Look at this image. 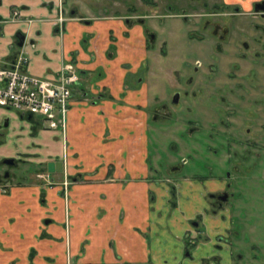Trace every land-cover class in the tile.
I'll return each mask as SVG.
<instances>
[{
	"label": "crops",
	"instance_id": "0c3cea01",
	"mask_svg": "<svg viewBox=\"0 0 264 264\" xmlns=\"http://www.w3.org/2000/svg\"><path fill=\"white\" fill-rule=\"evenodd\" d=\"M57 3L0 0V67L23 52L30 60L31 75L55 80L64 64H77L81 82L73 92L65 134L72 174L83 173V179L72 188L70 243H65L61 227L60 188L43 192L25 182L0 200V264H67L68 258L74 264H184L192 225L181 223L180 215L174 216L169 207L177 212L176 200L186 190L204 201L218 190L208 191L202 182L176 181L173 198L172 186L156 177L146 111L153 103V91L133 84L146 59L147 43L140 29L113 18L94 17L91 24L72 19L60 37L54 26ZM14 9L22 11L24 20H11ZM20 34L25 36L22 47ZM113 44L115 51L109 57ZM30 122L39 128L32 140L40 145L34 151L40 154L38 162L61 158L62 131ZM41 135L48 142H42ZM29 138L19 146L31 145ZM55 178L60 175L54 174ZM48 212L55 224L46 229L52 239H43L39 235ZM216 235L210 233L214 241L200 261L211 256Z\"/></svg>",
	"mask_w": 264,
	"mask_h": 264
},
{
	"label": "flooded vegetation",
	"instance_id": "af4514ba",
	"mask_svg": "<svg viewBox=\"0 0 264 264\" xmlns=\"http://www.w3.org/2000/svg\"><path fill=\"white\" fill-rule=\"evenodd\" d=\"M70 1L58 0L56 6L54 26L60 37L65 35L68 22L76 18L82 19L85 24H91L95 18H113L124 21L126 26L140 29L147 43V53L146 59L141 62L137 70L133 83L135 85H150L143 78V71L146 67L149 72L148 61L156 58V44L159 38H163V43H166L168 48L165 55L162 50L160 51L162 58L176 60L172 61L176 68L171 74L178 84H181L184 70L190 68L185 61H183V66H177L178 62L180 64L182 61V57L177 54L178 49L170 42L172 40L183 41L188 46L195 45L200 49L203 43L213 42L212 52L205 54V63L202 60H196V70L194 74L190 71L186 81L189 82V87L197 90L198 93L205 95L207 90L213 91V96H217L221 104L226 106L227 114L225 113L223 120L219 121L218 132L210 136V139L219 142L224 152L227 153L229 161L232 162V169L226 178L218 180L222 183L221 190L209 193L206 198L211 213L208 220L198 216V219L192 221L191 224L199 230L204 225L207 233L209 230V236L211 232L217 233L212 254L204 259L202 264H226L227 261L230 264H242L243 262L264 264V232L260 238L262 246L259 255L253 254L251 258V255H245L241 251L237 252L236 247L240 248L242 238L241 227L235 228L232 219L233 211H230L234 210L236 203L243 198V194H246L249 198L261 203V213L264 217V25L252 23L255 33L259 32V36L240 29V24L244 21L247 23H251L252 20L264 21V0H73L72 5H69ZM82 9H84V15L81 14ZM121 10L125 12L119 13ZM96 12H102L103 16L95 14ZM15 13H18V16H15ZM11 20H24L22 11L14 9ZM111 40L114 42L116 38L114 40L112 37ZM114 51L113 44L108 51L109 57ZM21 53L23 52L19 54ZM225 58H227L226 61H224ZM69 63L76 68L79 74L77 64L75 62L66 64ZM79 77L81 82L80 74ZM197 92L194 93L195 96ZM182 95L181 92L175 95V105L179 104ZM150 115L152 117L150 119L152 122H150L153 125L173 117L167 102L162 101L158 96L154 97ZM227 118L230 123L226 122ZM26 119L31 121L32 118ZM262 120L263 123L259 122ZM254 122L260 124V129H256L254 133L246 130V126ZM10 125L11 120L0 114V148L9 147L8 150L0 153V170H2L0 171V200L11 196V189L25 182L39 186L43 192L59 187L64 204L61 227L66 234L65 243L69 244L72 229V188L76 182L83 179V173L72 174L66 134H62L65 142L62 157H57L54 162L40 163L38 162L40 154L34 153L35 146L40 147V145L32 143L38 134L34 133V136L29 138L31 145L21 148L19 144L24 138L17 132L10 131ZM35 127L37 126H33V131ZM180 137L186 140L191 135L187 137L181 134ZM14 139L18 145L8 146L7 142L12 143ZM151 156V166L155 170L156 177L172 186V194L175 198L176 184L174 182L177 181V173L183 172L188 160L174 161L173 164L163 168L158 163H154L155 153L152 147ZM12 161L14 163L10 164ZM52 163H62L61 172L54 167V172H50L49 164ZM12 169H16L17 173L13 174ZM158 172H165V176ZM54 174L60 175L59 180L54 179ZM179 181L176 183L184 180L180 178ZM206 181L200 182L205 183ZM226 212L229 213L228 219L223 215ZM51 214L48 212L49 217L42 221L40 238L52 239L46 231L55 224L50 217ZM8 221L10 224L13 220ZM208 235L207 237L211 239ZM251 251L256 252L257 250L251 248ZM67 264H74V262L68 258Z\"/></svg>",
	"mask_w": 264,
	"mask_h": 264
},
{
	"label": "rangeland",
	"instance_id": "374dc122",
	"mask_svg": "<svg viewBox=\"0 0 264 264\" xmlns=\"http://www.w3.org/2000/svg\"><path fill=\"white\" fill-rule=\"evenodd\" d=\"M72 1L73 0L69 2V5H72ZM83 11L84 9H82L81 14ZM124 12L125 10L119 11V13ZM95 14L103 16L102 12H96ZM91 15L94 14L91 13ZM245 22L246 21L243 23ZM243 23L240 24V29L248 31L249 33L256 32L252 27V23L264 25V21L260 22L258 20H252L251 23ZM258 33L259 32L255 34L259 36L260 34ZM159 39L160 40L156 44V58L154 60L149 59L148 65L150 69L148 72L147 68H144L143 78L149 82L150 90L153 91L152 95L154 97L158 96L159 99L167 102L173 117L171 119L156 122L155 125L151 124L152 121L150 120L151 130L149 134L152 142L151 147L154 149L155 153V157L153 158L154 163H158V165H161L164 168L167 165L173 164L174 161L181 162L183 159H187L188 163L185 165L183 172L177 173V182H180V178H183L184 181L182 182H200L202 180H209L203 184L205 189L210 191L213 187L216 190H221L222 183L218 182V180H220V178H226L228 172L232 169V162L231 160L229 161L227 153L224 152L223 148L219 145V142H214L210 139V136L218 132L220 125L219 121L223 120L227 108L221 104V101L217 96H213V91L207 90L208 92L205 95L203 93H198L197 90L189 87V82L186 81V77L187 75H190V71L194 74L196 70V60H202L205 63V54L207 52H212L213 42L203 43L201 49L195 45L188 46L183 41L178 42L177 40H172L170 42L173 47L178 49L177 54L182 57V61L180 64L178 62L177 66H183V61H185L190 68L189 70H184L181 76V84H178L174 81L171 74L172 70L176 68L175 63H173L176 60L172 59V62L169 59L166 60L162 58L160 51L162 50L163 55H165V51L168 48L167 44L163 43V38ZM226 60L227 58L224 59V61ZM180 92L183 95L179 104L175 105L174 97ZM196 92L197 96L194 95ZM151 106L146 109V111L149 112V115ZM0 114L5 115L11 120L10 131L13 133L17 132V134L23 136V138L26 136H34V133L36 134L39 129L38 127H35L33 131L34 123L21 118L14 110L0 108ZM175 115L176 117H174ZM151 118L152 117H150V119ZM35 121L43 123L38 118H35ZM226 122L230 123L228 118L226 119ZM259 122L263 123V120ZM246 127V130H251V132L254 133L256 129H260V124L254 122ZM46 128L49 129L48 127ZM181 134H185L187 137L191 135V137H188L186 140L181 139ZM259 134H261V132ZM54 137L52 136V139ZM40 138H42V142H48L47 136L44 137L41 135ZM7 144L8 146L18 145L15 139L12 143L7 142ZM8 149L9 147L7 146L1 147L0 153ZM11 172L14 174L17 173V170L12 169ZM160 173L165 176V172ZM212 177H214V179ZM164 183L168 184L166 182ZM184 188L186 189V185ZM186 191L178 196V199L176 200L179 210L176 212L175 210H172V207H169L170 212H172L174 216H176V214L180 215V222L185 225L186 221H188L191 226L192 224L190 222L198 219V216H201V218L204 217L207 221L210 217L209 214H211L207 202L196 198L194 195L192 196L188 190ZM230 211H233L232 219L234 220L235 228L238 229L241 227L240 231L242 238L241 243L239 244L240 248L236 247L237 252L241 251V253H244L245 255H251V258L254 256L253 254L259 255V250L262 246L260 238L261 234L264 232V217L261 213V203L258 200H253L246 194H243V198L236 203L234 210ZM167 214L164 216V219H166ZM195 214H198V216L194 217ZM223 215L227 219L229 218L228 212ZM190 217L194 219H188ZM207 224L208 223H206V225ZM192 226L190 227L191 229H189L188 237L185 240L187 243L188 254H186L187 257L184 259L183 263L202 264L203 261H200L201 254L209 253V245L212 243L213 239L208 235L209 230L207 233L204 229V225H202L200 230ZM207 235L211 239H209ZM251 248H254L257 251L253 252L251 251ZM242 264L249 263L243 262Z\"/></svg>",
	"mask_w": 264,
	"mask_h": 264
},
{
	"label": "built area",
	"instance_id": "2783aa9c",
	"mask_svg": "<svg viewBox=\"0 0 264 264\" xmlns=\"http://www.w3.org/2000/svg\"><path fill=\"white\" fill-rule=\"evenodd\" d=\"M29 62L28 56L21 53L7 67H0V108L14 110L22 118H38L49 129L65 134L79 74L69 63L55 80L39 78L27 71Z\"/></svg>",
	"mask_w": 264,
	"mask_h": 264
},
{
	"label": "water",
	"instance_id": "95a60500",
	"mask_svg": "<svg viewBox=\"0 0 264 264\" xmlns=\"http://www.w3.org/2000/svg\"><path fill=\"white\" fill-rule=\"evenodd\" d=\"M17 39L19 40V45L18 46H20V47H22L23 45H24V43H25V36H23V35H18L17 36ZM9 163V162H8ZM11 163H14L13 161L12 162H10V164ZM62 166H63V164L62 163H58V164H49V171L50 172H54V168H57V171L58 172H61V170H62ZM54 167V168H53Z\"/></svg>",
	"mask_w": 264,
	"mask_h": 264
},
{
	"label": "trees",
	"instance_id": "16d2710c",
	"mask_svg": "<svg viewBox=\"0 0 264 264\" xmlns=\"http://www.w3.org/2000/svg\"><path fill=\"white\" fill-rule=\"evenodd\" d=\"M34 120H35V118L32 117L31 121H34Z\"/></svg>",
	"mask_w": 264,
	"mask_h": 264
}]
</instances>
